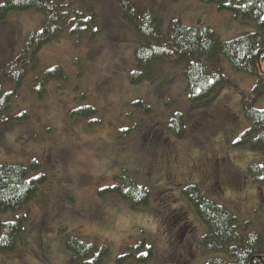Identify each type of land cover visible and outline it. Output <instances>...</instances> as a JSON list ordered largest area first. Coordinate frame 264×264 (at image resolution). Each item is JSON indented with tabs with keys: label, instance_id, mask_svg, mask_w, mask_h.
Listing matches in <instances>:
<instances>
[{
	"label": "rangeland",
	"instance_id": "1",
	"mask_svg": "<svg viewBox=\"0 0 264 264\" xmlns=\"http://www.w3.org/2000/svg\"><path fill=\"white\" fill-rule=\"evenodd\" d=\"M59 1L70 12L69 19H73V11L92 17L96 36L88 31L75 37L65 29L45 45L39 52L38 70L27 74L7 115L25 113L28 117L15 121L0 141V164L29 168L30 163H36L37 168L29 171L28 178L43 176L44 182L20 211L26 214L24 233L11 253H0V264H73V255L64 247L66 236L107 245L109 253L103 264H142L135 258L147 255L148 249L153 257L146 264H205L210 258L227 259L222 253L206 254L197 244L205 227L182 191L191 185L203 191L209 183L206 158L212 167L222 161L241 171L251 163L262 162L260 151L233 145L249 128L241 112L238 90L224 89L209 100L192 104L184 91L181 68L161 63L152 66L146 81L130 85L128 75L134 68L133 50L138 41L119 17L118 0ZM128 1L155 10L164 35L169 34V25L176 19L188 27H211L221 42L256 31L254 23L236 20L216 5L199 0ZM39 29L40 14L35 11L11 13L0 20V57L17 56L28 34ZM261 36L264 44V29ZM213 64L222 68L240 90H253L256 78L235 71L222 55L216 53ZM56 67L64 82L47 83L39 99L33 91L39 89L42 74ZM260 70L264 73V60ZM138 100L149 104L152 111L144 113L143 109L133 108L132 103ZM86 105L93 106L97 113L72 124L71 111ZM256 106L264 108V98ZM177 112L185 115L186 133L182 139H176L167 128ZM161 134L167 151L161 144L159 147L148 141L153 136L160 140ZM167 153L174 159L168 164L172 176L154 167L157 161L165 165ZM123 174L148 188V206L131 209L117 196L99 195V191L112 188L113 177ZM188 175L193 179L184 181ZM233 178L223 193L214 181L219 188L210 189L218 198L215 202L233 212L239 225L246 224L247 232L261 236L264 252V187L258 189L250 178L247 182ZM177 214L196 228L192 238L201 255L195 246L192 250L184 247V242L179 246L180 232L176 237L164 232V219L168 225H178L176 229L184 226ZM15 215L0 213V236L3 225L13 223ZM186 238L187 234L182 241ZM186 250L192 258L184 254ZM127 254L132 257L117 262Z\"/></svg>",
	"mask_w": 264,
	"mask_h": 264
},
{
	"label": "trees",
	"instance_id": "2",
	"mask_svg": "<svg viewBox=\"0 0 264 264\" xmlns=\"http://www.w3.org/2000/svg\"><path fill=\"white\" fill-rule=\"evenodd\" d=\"M199 1L203 4L216 5L219 11L227 12L236 20L254 23L256 31L245 33L229 42H221L211 27L202 24L188 27L176 19L169 25V34L164 35L161 30L162 20L155 10L128 0H118L119 17L127 23L138 41L133 50L134 68L129 72L128 82L133 86L141 84L150 77L152 66L161 63L168 67L181 68L184 91L192 104L209 100L218 91L224 92V89L238 90L241 112L249 123V128L240 134L233 145L260 151L262 155L261 163H251L243 171H239L243 172L246 180L250 178L258 189H262L264 187V108H258L256 105L261 98H264V73L260 70V63L264 60V44L261 36L264 29V0ZM28 11L40 14V29L28 34L17 56L0 57V141L12 129L15 121L25 120L28 117L25 113L16 117L7 115L19 97L27 74L38 70L40 50L57 39L65 29L75 37H81L88 31L93 37L96 36L92 17H84L83 13L73 11V19H69L70 12L59 0H0V20L6 19L11 13ZM216 53L222 55L235 71L256 78V84L251 92L240 90L225 75L222 68L213 64ZM42 75L39 89L33 91L38 94L39 99L43 98L47 83L65 80L58 67L46 70ZM131 106L143 109L144 113L152 111L149 104L142 100L133 102ZM96 113L93 106H82L71 111L70 122L75 125ZM167 128L173 132L176 139L184 138L185 115L174 113ZM162 134L160 140L159 136H153L151 139L148 138V141L156 143L159 147L161 144L167 151L168 146ZM163 160L165 165L157 161L154 167H161L159 169L164 172L171 171L172 166L168 164L174 159L169 154H164ZM36 168V163H30L29 168L22 164H0V213H17L13 223L3 225L0 236L1 254L11 253L24 233L22 224L26 220V214H20V211L34 199L38 185L44 182L43 176L28 178L29 171ZM113 179L112 188L99 191V195L117 196L128 202L131 209L149 205L151 193L147 187L139 185L125 174L115 176ZM231 181L234 182L233 179ZM229 187L230 183L225 189ZM205 188L203 192L200 187L191 185L182 192L205 227V233L198 238L197 244L206 254L222 253L227 258H210L205 264H264L261 236L256 232H247V225H239L238 218L233 212L215 202L218 199L215 192ZM209 188L219 189L216 185ZM193 242L198 249L195 240ZM64 247L73 255L71 259L73 264H103L109 253L107 245H99L80 236H66ZM127 248L130 249V246ZM128 257L132 256L124 255L119 257L117 262L122 263ZM152 257L151 249H148L147 255H139L135 259L138 263L146 264ZM183 262L188 264L187 261Z\"/></svg>",
	"mask_w": 264,
	"mask_h": 264
},
{
	"label": "flooded vegetation",
	"instance_id": "3",
	"mask_svg": "<svg viewBox=\"0 0 264 264\" xmlns=\"http://www.w3.org/2000/svg\"><path fill=\"white\" fill-rule=\"evenodd\" d=\"M205 161L207 162V166L206 167L210 170L209 171V177L207 179V182H209V183H207L208 185L206 186L207 187L206 190H208L210 192H212V191L210 190L211 188H209V187H212V185H214V183L217 184L214 181H218L219 186L222 187V188H220L221 190H219V191H221V193H223L224 189L229 185L230 179L235 180L233 177L241 178L242 181L246 180L245 175L243 174V172L239 171L235 167H232L231 165H225V164L222 163V161H220L219 164H215V166L212 167L210 165L211 162H210L209 159L206 158ZM212 169L214 170L213 172H211ZM167 172H169V174H171V176H172V170L171 171L167 170ZM180 178H181V175L179 176V179L177 180L178 182H179ZM192 179H193V176L188 175L187 180H184V181H188V180H192ZM180 183H181V181H180ZM179 187H181V184H180ZM179 187H174V189H179ZM179 216L180 215L177 214V220L179 219L180 222L181 221L184 222V223L181 222L182 224H184V226H182L180 228L182 230L176 229L178 227V225H174V224L173 225H168V222L165 221V219H164L163 220V222H164V232L166 233V235L168 234L169 237H175L177 235V233L180 232L181 241H178L179 246H181L182 242H184L185 243L184 247H186L189 250L190 249L192 250V248L194 247L193 238H192V235L194 233V228H192L190 226V224L186 222L187 221L186 217H182V216L179 217ZM178 230H180V231H178ZM186 234H187V238H186L187 241H186V239H184L182 241V237L184 235H186ZM189 250H186V252L184 253V254H186V256H189V254H190ZM191 257H192V255H191ZM179 258H182V257H178V260H180ZM181 264H186V262H183V263L181 262Z\"/></svg>",
	"mask_w": 264,
	"mask_h": 264
}]
</instances>
